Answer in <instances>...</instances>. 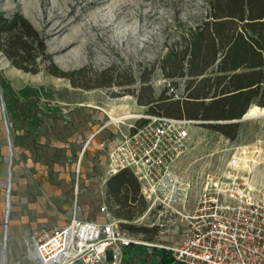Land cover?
Listing matches in <instances>:
<instances>
[{
	"label": "rangeland",
	"instance_id": "374dc122",
	"mask_svg": "<svg viewBox=\"0 0 264 264\" xmlns=\"http://www.w3.org/2000/svg\"><path fill=\"white\" fill-rule=\"evenodd\" d=\"M208 1L143 0L154 16L132 39L146 40L141 52L131 41L121 40L117 45L125 47L120 57L94 41L91 48H77L74 61H60L53 41L40 34L39 1L0 0V13L24 17L43 48L33 51L38 55L35 66L29 67L32 71L17 67L0 50V264H27L36 229L63 225L73 215L96 219L103 203L112 212L101 144L141 123L148 100L186 93L188 78L167 76L178 58L169 63L163 58L169 51L179 55L184 50L185 35L204 21ZM54 71L73 74L67 78ZM128 114L132 117L122 123L110 121ZM230 122L238 123L236 130H229L234 138L210 126L212 121L189 127V149L176 168L192 180L190 203L208 177L225 185L245 181L264 191V115ZM144 201L146 207L133 224L152 228L156 217H141L147 208ZM155 227V234L129 232L137 240L157 244H171L182 236L180 225ZM138 247L139 252H130L122 263L151 262L156 248Z\"/></svg>",
	"mask_w": 264,
	"mask_h": 264
},
{
	"label": "built area",
	"instance_id": "2783aa9c",
	"mask_svg": "<svg viewBox=\"0 0 264 264\" xmlns=\"http://www.w3.org/2000/svg\"><path fill=\"white\" fill-rule=\"evenodd\" d=\"M141 117L146 122L102 142L107 174L129 169L147 202L141 217H156L151 226L180 225V240L171 244L137 240L103 203L96 219L73 215L63 225L34 230L33 256L27 264H97L106 259L109 264H124L132 245L165 251L171 264H264V191L245 181L225 185L208 177L190 203L192 180L176 167L188 152L189 127L195 121Z\"/></svg>",
	"mask_w": 264,
	"mask_h": 264
},
{
	"label": "trees",
	"instance_id": "16d2710c",
	"mask_svg": "<svg viewBox=\"0 0 264 264\" xmlns=\"http://www.w3.org/2000/svg\"><path fill=\"white\" fill-rule=\"evenodd\" d=\"M185 48L174 55L167 52L163 62L176 56L177 64L167 76L188 78L181 98L160 95L148 100L147 114L185 118L202 124L212 121L229 138L252 105L264 107V0H209L204 21L185 35ZM36 49L43 48L33 26L21 15L6 18L0 13V50L14 65L27 71L35 66ZM71 77L72 72L54 71ZM146 122L134 125L132 130ZM106 195L112 213L122 219L121 227L131 233L155 234L157 227L136 226L131 221L144 211L146 203L137 178L129 169H121L106 181ZM110 209V208H109ZM129 232V233H130ZM132 245L126 251L138 253ZM150 264H171L162 250L154 249ZM147 264V263H144Z\"/></svg>",
	"mask_w": 264,
	"mask_h": 264
},
{
	"label": "bare ground",
	"instance_id": "6f19581e",
	"mask_svg": "<svg viewBox=\"0 0 264 264\" xmlns=\"http://www.w3.org/2000/svg\"><path fill=\"white\" fill-rule=\"evenodd\" d=\"M39 1L38 18L41 21L43 38L49 36L54 51L60 52L56 60L74 61L77 48H91L93 42H99L122 56L124 44L119 41H131V45L141 52L146 40H132L143 32L146 19L154 14L145 10L143 0H48ZM66 32H69L65 34ZM65 34L61 37L62 34ZM50 55V54H49ZM264 107L252 105L246 112L247 117L263 115ZM132 117L131 114L111 117L113 123H122ZM8 210H6L7 215Z\"/></svg>",
	"mask_w": 264,
	"mask_h": 264
},
{
	"label": "water",
	"instance_id": "95a60500",
	"mask_svg": "<svg viewBox=\"0 0 264 264\" xmlns=\"http://www.w3.org/2000/svg\"><path fill=\"white\" fill-rule=\"evenodd\" d=\"M263 115H264V114H263ZM244 116L247 117L245 114L243 115V117H244ZM255 116H257V115H255ZM232 121H236V120H232Z\"/></svg>",
	"mask_w": 264,
	"mask_h": 264
}]
</instances>
